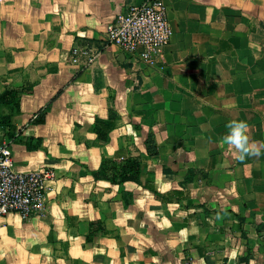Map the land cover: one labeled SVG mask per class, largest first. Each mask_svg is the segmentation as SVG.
Instances as JSON below:
<instances>
[{
  "label": "crops",
  "instance_id": "0c3cea01",
  "mask_svg": "<svg viewBox=\"0 0 264 264\" xmlns=\"http://www.w3.org/2000/svg\"><path fill=\"white\" fill-rule=\"evenodd\" d=\"M141 1L0 0V94L20 92L0 102V139L17 171L56 175L44 213L0 218V264H264V149L240 162L220 143L233 119L264 142V0H164L174 34L155 67L117 45L68 64ZM129 156L139 182L94 176Z\"/></svg>",
  "mask_w": 264,
  "mask_h": 264
},
{
  "label": "built area",
  "instance_id": "2783aa9c",
  "mask_svg": "<svg viewBox=\"0 0 264 264\" xmlns=\"http://www.w3.org/2000/svg\"><path fill=\"white\" fill-rule=\"evenodd\" d=\"M174 34L164 0H142L118 13L97 44H76L67 62L76 72L96 63L110 45L137 54L149 67H155ZM50 168L17 171L14 168L12 140L0 139V218L16 212L24 218L44 213L47 205V183L55 178ZM264 244V230L261 233Z\"/></svg>",
  "mask_w": 264,
  "mask_h": 264
},
{
  "label": "trees",
  "instance_id": "16d2710c",
  "mask_svg": "<svg viewBox=\"0 0 264 264\" xmlns=\"http://www.w3.org/2000/svg\"><path fill=\"white\" fill-rule=\"evenodd\" d=\"M20 101V92L18 90H9L0 94V102H6L18 106ZM43 111L38 118L39 121H43ZM117 114L114 111L110 112L109 117L106 120L98 119L94 130L98 136V139L102 142L109 140L110 132L116 126ZM8 119V117H6ZM148 149L152 153L157 152L156 145L152 136L147 139ZM141 162L133 157H127L125 159L116 158H104L98 171L94 173L97 179H107L113 183H121L125 181L139 182L141 177Z\"/></svg>",
  "mask_w": 264,
  "mask_h": 264
},
{
  "label": "clouds",
  "instance_id": "9594fccd",
  "mask_svg": "<svg viewBox=\"0 0 264 264\" xmlns=\"http://www.w3.org/2000/svg\"><path fill=\"white\" fill-rule=\"evenodd\" d=\"M227 132L220 140L222 145H226L233 151L235 157L240 162L248 158H259L261 150L264 149V142L252 140L248 135L249 125L243 120H230L226 124ZM221 214L217 213L216 219H221Z\"/></svg>",
  "mask_w": 264,
  "mask_h": 264
}]
</instances>
